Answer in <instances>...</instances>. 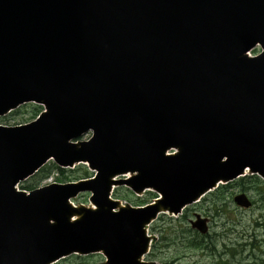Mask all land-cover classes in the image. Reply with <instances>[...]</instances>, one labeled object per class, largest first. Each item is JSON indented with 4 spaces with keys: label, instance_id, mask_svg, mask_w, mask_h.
<instances>
[{
    "label": "water",
    "instance_id": "95a60500",
    "mask_svg": "<svg viewBox=\"0 0 264 264\" xmlns=\"http://www.w3.org/2000/svg\"><path fill=\"white\" fill-rule=\"evenodd\" d=\"M27 103L47 112L0 126V264H156L160 215L264 181V0H0V118ZM50 160L97 176L18 189ZM120 186L158 198L122 205ZM83 193L92 207L71 203Z\"/></svg>",
    "mask_w": 264,
    "mask_h": 264
},
{
    "label": "rangeland",
    "instance_id": "374dc122",
    "mask_svg": "<svg viewBox=\"0 0 264 264\" xmlns=\"http://www.w3.org/2000/svg\"><path fill=\"white\" fill-rule=\"evenodd\" d=\"M261 48L257 47L251 56H257L261 53ZM36 104H26L16 111L0 118V125L5 127H16L17 125L31 123ZM91 134L86 135L80 141H87ZM50 161L45 167L52 166ZM80 167L79 165L75 168ZM94 174H92L93 176ZM54 174L48 180L44 181L41 187L58 183ZM31 180V179H30ZM30 180L21 183L19 189L26 186ZM31 183V182H30ZM33 183V182H32ZM71 182L64 181L61 184ZM251 184H247V192L241 193L239 184H233L229 188L227 199L229 207L223 209L219 214L209 211L208 203L204 200L190 206L188 211L178 218L170 215H161L158 220L153 223L149 230V235L153 237L151 252L147 255L146 261L155 262L156 264H216L218 262L217 255H222L224 262L221 264H264V190L262 196H259ZM262 188V187H261ZM121 192L130 193L126 187L120 186ZM264 189V188H263ZM232 194V196H231ZM239 194H246L250 201L255 204L249 209H243L235 205L234 197ZM90 194H81L75 199L76 206L92 207L90 202ZM149 195L143 194L140 199H148ZM115 198V197H113ZM138 199L132 192L127 200L120 199L122 205H131L137 207L133 202ZM195 214H200L204 218L210 219V230L206 236H201L198 232L191 229L189 222L195 219ZM194 233L204 237L200 242L205 246L214 243L216 250L214 253L209 249L202 250L188 246V242L194 238ZM106 260L102 254L90 256L73 255L59 261L57 264H105Z\"/></svg>",
    "mask_w": 264,
    "mask_h": 264
},
{
    "label": "trees",
    "instance_id": "16d2710c",
    "mask_svg": "<svg viewBox=\"0 0 264 264\" xmlns=\"http://www.w3.org/2000/svg\"><path fill=\"white\" fill-rule=\"evenodd\" d=\"M43 111L42 107H35L33 112V118L32 120L36 119L40 113ZM58 174L56 177V182L63 183L64 181L67 182H77L83 179H89L92 177V173L88 170L85 166L77 167L74 170H64L58 168L56 165H52L49 167L42 168L34 177L31 178L30 182L22 187L21 189L24 191H33L43 184L44 181L48 180L51 176L54 174ZM33 182V183H32ZM233 184H239V188L241 190V193H245L248 190V187H246L247 184H251V188H253L256 192H258L259 196H262L263 188H264V182L259 179L257 176H247L245 178H242L234 183H231L226 186H220L216 191L210 193L207 197H205L203 200L208 203L209 211L219 214L223 211V209L229 207V200L227 199V195L229 193V188L233 187ZM262 187V188H261ZM149 195L148 199L153 200L157 196L154 193L148 192ZM131 195V192L128 193L126 191L121 192L119 189H116L114 192V197L117 199H123L127 200L129 199ZM232 196V194H231ZM264 197H262L263 201ZM137 206H144L146 204H149L147 199H140L138 198L136 201L133 202ZM255 204V202H253ZM189 209H187L188 211ZM200 239L204 240V237L199 236V234L194 233V238H192L188 243L189 247L196 248V249H202L207 250L209 249V252L214 253L216 250L214 243H210L207 245H203L200 242ZM215 254V253H214ZM218 262L216 264H221L224 262L222 255H217ZM165 264H172V263H165Z\"/></svg>",
    "mask_w": 264,
    "mask_h": 264
},
{
    "label": "bare ground",
    "instance_id": "6f19581e",
    "mask_svg": "<svg viewBox=\"0 0 264 264\" xmlns=\"http://www.w3.org/2000/svg\"><path fill=\"white\" fill-rule=\"evenodd\" d=\"M248 173V172H247Z\"/></svg>",
    "mask_w": 264,
    "mask_h": 264
}]
</instances>
